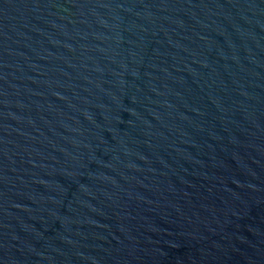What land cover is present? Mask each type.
<instances>
[{
    "label": "water",
    "instance_id": "1",
    "mask_svg": "<svg viewBox=\"0 0 264 264\" xmlns=\"http://www.w3.org/2000/svg\"><path fill=\"white\" fill-rule=\"evenodd\" d=\"M0 264H264V0H0Z\"/></svg>",
    "mask_w": 264,
    "mask_h": 264
}]
</instances>
